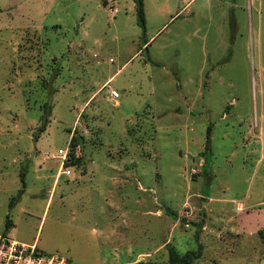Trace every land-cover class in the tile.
I'll return each instance as SVG.
<instances>
[{"label":"rangeland","instance_id":"374dc122","mask_svg":"<svg viewBox=\"0 0 264 264\" xmlns=\"http://www.w3.org/2000/svg\"><path fill=\"white\" fill-rule=\"evenodd\" d=\"M142 2L144 28L136 0H0V234L70 264H264V0Z\"/></svg>","mask_w":264,"mask_h":264},{"label":"built area","instance_id":"2783aa9c","mask_svg":"<svg viewBox=\"0 0 264 264\" xmlns=\"http://www.w3.org/2000/svg\"><path fill=\"white\" fill-rule=\"evenodd\" d=\"M111 97L118 99L119 93L111 92ZM81 151L79 145L73 150L71 144L60 150L58 159L61 161L59 177H70L73 174L72 167L67 166L75 159H79ZM0 264H70L69 260L59 252L45 254L39 250L37 244H26L11 239L7 234H0Z\"/></svg>","mask_w":264,"mask_h":264},{"label":"trees","instance_id":"16d2710c","mask_svg":"<svg viewBox=\"0 0 264 264\" xmlns=\"http://www.w3.org/2000/svg\"><path fill=\"white\" fill-rule=\"evenodd\" d=\"M137 1V9L140 16V24L144 28V4L142 0H136ZM148 44V41L145 42L144 46ZM46 126L43 127L40 131L41 133L45 132ZM209 129V134H210ZM209 143V141L207 142ZM78 146V140L73 138L71 142V147L74 150ZM80 163V161H78ZM14 203V200L12 201L11 205ZM168 214L176 217V214L174 212ZM11 226L10 220L7 221V229H9ZM261 238L264 241V230L260 232ZM202 252L200 250L195 251H188L184 254H181L175 247H171L169 249V256H170V263L171 264H194L196 261H198L201 258Z\"/></svg>","mask_w":264,"mask_h":264},{"label":"crops","instance_id":"0c3cea01","mask_svg":"<svg viewBox=\"0 0 264 264\" xmlns=\"http://www.w3.org/2000/svg\"><path fill=\"white\" fill-rule=\"evenodd\" d=\"M111 79H112V78H110V79L107 81L106 85L110 82ZM179 109H180V107H179L177 110H179ZM191 113H192V114L194 113V109H193V108H191ZM205 158H206V156L203 155V161H204V163H205L204 166L206 165ZM202 164H203V162H202ZM240 206H242V205H240ZM230 232H232V231H230ZM69 262H70V260H69Z\"/></svg>","mask_w":264,"mask_h":264}]
</instances>
